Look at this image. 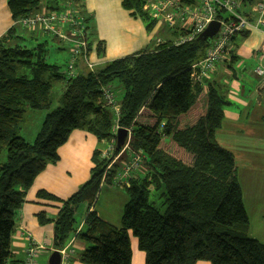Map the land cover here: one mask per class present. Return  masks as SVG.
Segmentation results:
<instances>
[{"label":"trees","instance_id":"16d2710c","mask_svg":"<svg viewBox=\"0 0 264 264\" xmlns=\"http://www.w3.org/2000/svg\"><path fill=\"white\" fill-rule=\"evenodd\" d=\"M41 2L8 0L7 7L17 21ZM81 2L45 0L43 5L53 11L71 4L80 11ZM122 7L143 23L152 20L144 0H122ZM154 23L148 22L145 29ZM10 33L13 29L0 38V154H5L0 162V264L12 263L14 217L26 190L48 164L58 161V149L69 135L81 130L98 142L114 138L112 113L100 105V87L114 82L122 91L118 126L131 129L128 146L143 156L145 173L120 185L113 180L117 166L104 175L107 161L96 150L89 179L67 199L39 191V199L58 207L53 220L37 215L40 225L52 222L53 251L77 237L85 244L79 255L82 264H130L131 235L144 264H264V244L247 235L234 157L215 140L227 105L222 89L209 81L203 88L190 79L189 67L203 56L206 41L174 46L167 40L151 52L113 60L94 72L83 69L66 79L57 66L45 62L43 44L34 49L10 45ZM55 82H64L60 105L46 113L34 141L27 143L18 135L19 124L28 109H49ZM112 182L127 195L118 228L88 211L101 184ZM161 189L163 212L149 198ZM80 204L87 205V213L77 231Z\"/></svg>","mask_w":264,"mask_h":264},{"label":"crops","instance_id":"0c3cea01","mask_svg":"<svg viewBox=\"0 0 264 264\" xmlns=\"http://www.w3.org/2000/svg\"><path fill=\"white\" fill-rule=\"evenodd\" d=\"M7 1L0 0V38L6 37L8 31L13 29V34L10 33L7 37L8 44L27 49L43 44L46 54V42L42 41L48 36L15 26ZM43 3L44 1L36 10L48 12ZM81 5L80 11L87 19L85 23L90 59L97 67L137 52H151L162 42L173 40L162 39L166 35L165 28L157 22L150 29L151 33H148L144 23L139 18L132 17L130 11L122 7V0H82ZM144 10L147 12L146 7ZM157 31H160V35L153 42L152 36ZM98 43L103 48L101 52L97 51ZM261 45V34L257 30L247 35L235 36L231 58L217 63L207 81L221 87L227 102L220 127L215 132V140L234 157L236 177L248 217L247 235L264 244V79L253 72L259 64L264 66V60H258ZM82 70L80 67L79 71ZM202 87L206 88V83ZM99 143L102 144L85 131H73L67 142L58 149V161L48 164L35 177L15 213L10 248L12 263L9 264L24 263L25 251L31 241L43 248L37 258L38 264H47L48 257L53 252V225L52 222L40 225L37 215L43 213L48 220H53L58 207L56 203L39 199L37 193L44 191L59 199H67L75 193L89 179L92 154L96 150L100 151ZM145 170L141 166L124 178L120 185L126 184L130 178L142 177ZM120 185L116 186L113 182L102 183L95 202L88 210L117 228L120 227L123 206L127 201V195ZM83 210L75 224L77 231L83 228L86 204ZM66 247L73 251L69 264H82L79 255L85 244L77 237H72ZM130 249V264H144V254L131 235ZM196 264L208 263L201 261Z\"/></svg>","mask_w":264,"mask_h":264},{"label":"built area","instance_id":"2783aa9c","mask_svg":"<svg viewBox=\"0 0 264 264\" xmlns=\"http://www.w3.org/2000/svg\"><path fill=\"white\" fill-rule=\"evenodd\" d=\"M147 14L166 30L175 33L174 46H180L196 40L212 22L219 27L216 33L206 40L203 56L189 67L192 84L204 85L209 80L217 63L231 58V46L237 35L248 34L257 30L261 34L262 45L259 48V61L264 60V0H144ZM14 25L28 32H40L51 36L59 43L68 46L66 79L75 78L82 67L87 72H94L97 64L90 59L87 28L84 17L73 5L68 4L53 11L30 12L25 17L14 21ZM254 74L264 79V66L259 64ZM101 106L111 111L113 116L111 141L105 142L106 148L100 151L99 158L107 161L104 175L113 169V180L121 182L132 172L141 168L143 156L133 152L129 146L131 129L127 131L125 144L116 150V131L119 120V101L116 100L112 87L101 86ZM43 248L33 241L25 251L23 264H38L37 258ZM60 264H69L73 251L68 247L57 251Z\"/></svg>","mask_w":264,"mask_h":264},{"label":"rangeland","instance_id":"374dc122","mask_svg":"<svg viewBox=\"0 0 264 264\" xmlns=\"http://www.w3.org/2000/svg\"><path fill=\"white\" fill-rule=\"evenodd\" d=\"M45 0H42V2ZM151 20V19H150ZM154 21L155 20H151ZM151 21H145L144 25H146L148 22ZM157 22V21H156ZM152 30H148V33H151ZM166 33L165 37L162 39L167 38H176V36L173 35L172 32L165 29L164 31ZM160 35V31L155 32V34L152 36V41L155 42V40ZM169 36V37H168ZM42 42H46V54H45V62L47 64H53L58 67V72L61 74H64L67 70V62H68V46H66L63 43H59L57 40H54L53 37L48 36L46 39ZM217 65V64H216ZM215 65V66H216ZM111 87L113 89V92L115 94L116 100L119 101L122 96V91L118 83L114 82L111 84ZM64 88V82H55L52 84L51 94H50V107L48 110H27L22 122L19 124L18 127V135L22 137L27 143H32L35 139V136L39 132L41 125L43 123V120L45 118V115L48 111L57 108L60 105V95ZM106 148L105 142H102V144L99 143L98 149L100 151H103ZM5 154L2 152L0 154V162L4 161ZM144 166V164H142ZM162 192L161 190H153L150 193V202L153 204V206L158 209L160 212L164 211V205L163 203V197L160 196ZM85 204H80L77 207L76 213H75V220L76 222L80 218V214L84 211Z\"/></svg>","mask_w":264,"mask_h":264},{"label":"water","instance_id":"95a60500","mask_svg":"<svg viewBox=\"0 0 264 264\" xmlns=\"http://www.w3.org/2000/svg\"><path fill=\"white\" fill-rule=\"evenodd\" d=\"M219 24L217 22L210 23L207 28L200 34L197 40L201 42H205L207 39L211 38L217 31ZM127 131L123 128H119L116 131L115 139H116V150H119L126 141ZM47 264H60V255L57 251H53L50 253Z\"/></svg>","mask_w":264,"mask_h":264}]
</instances>
